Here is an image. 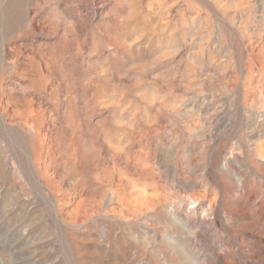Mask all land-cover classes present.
I'll return each mask as SVG.
<instances>
[{
  "label": "rangeland",
  "instance_id": "374dc122",
  "mask_svg": "<svg viewBox=\"0 0 264 264\" xmlns=\"http://www.w3.org/2000/svg\"><path fill=\"white\" fill-rule=\"evenodd\" d=\"M0 264H264V0H0Z\"/></svg>",
  "mask_w": 264,
  "mask_h": 264
}]
</instances>
